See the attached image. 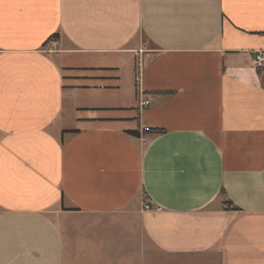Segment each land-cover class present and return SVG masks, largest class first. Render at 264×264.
<instances>
[{
  "label": "crops",
  "instance_id": "0c3cea01",
  "mask_svg": "<svg viewBox=\"0 0 264 264\" xmlns=\"http://www.w3.org/2000/svg\"><path fill=\"white\" fill-rule=\"evenodd\" d=\"M261 49L264 0H0V264H264Z\"/></svg>",
  "mask_w": 264,
  "mask_h": 264
},
{
  "label": "built area",
  "instance_id": "2783aa9c",
  "mask_svg": "<svg viewBox=\"0 0 264 264\" xmlns=\"http://www.w3.org/2000/svg\"><path fill=\"white\" fill-rule=\"evenodd\" d=\"M252 65L255 69H260L264 66V49L258 50L256 52H254V54L252 55ZM139 105L144 107L146 105H148L147 101H140ZM144 210H149V206H145L143 208Z\"/></svg>",
  "mask_w": 264,
  "mask_h": 264
},
{
  "label": "trees",
  "instance_id": "16d2710c",
  "mask_svg": "<svg viewBox=\"0 0 264 264\" xmlns=\"http://www.w3.org/2000/svg\"><path fill=\"white\" fill-rule=\"evenodd\" d=\"M55 38H57V35L51 36L48 41H53ZM161 133H163V130H161V129H149L145 132L144 131L142 132V134H161ZM126 134L130 137H135V138L140 137V132L138 130L128 131V132H126ZM227 203H229L231 205L230 202H227Z\"/></svg>",
  "mask_w": 264,
  "mask_h": 264
},
{
  "label": "rangeland",
  "instance_id": "374dc122",
  "mask_svg": "<svg viewBox=\"0 0 264 264\" xmlns=\"http://www.w3.org/2000/svg\"><path fill=\"white\" fill-rule=\"evenodd\" d=\"M252 63V62H251ZM138 257H136V254L135 253H133L131 256H130V260H128V261H125V263H132V264H136V263H138V259H137ZM137 259V260H136ZM175 262H185V261H180V260H173L172 261V263H175ZM185 263H191V264H193L194 263V261L193 262H191V261H188V262H185Z\"/></svg>",
  "mask_w": 264,
  "mask_h": 264
}]
</instances>
